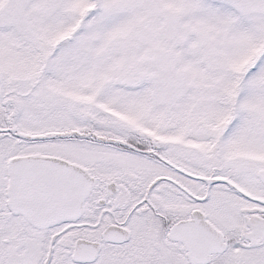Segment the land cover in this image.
Returning a JSON list of instances; mask_svg holds the SVG:
<instances>
[{
  "label": "snow or ice",
  "instance_id": "obj_1",
  "mask_svg": "<svg viewBox=\"0 0 264 264\" xmlns=\"http://www.w3.org/2000/svg\"><path fill=\"white\" fill-rule=\"evenodd\" d=\"M0 264H264V0H0Z\"/></svg>",
  "mask_w": 264,
  "mask_h": 264
}]
</instances>
